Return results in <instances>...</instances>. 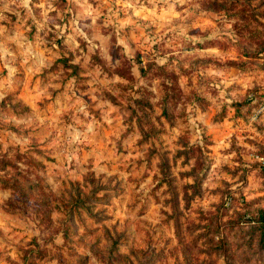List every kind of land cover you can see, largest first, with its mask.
<instances>
[{
    "label": "rangeland",
    "instance_id": "obj_1",
    "mask_svg": "<svg viewBox=\"0 0 264 264\" xmlns=\"http://www.w3.org/2000/svg\"><path fill=\"white\" fill-rule=\"evenodd\" d=\"M262 157L264 0H0V263L264 264Z\"/></svg>",
    "mask_w": 264,
    "mask_h": 264
},
{
    "label": "trees",
    "instance_id": "obj_2",
    "mask_svg": "<svg viewBox=\"0 0 264 264\" xmlns=\"http://www.w3.org/2000/svg\"><path fill=\"white\" fill-rule=\"evenodd\" d=\"M263 212V211H262ZM260 219L263 221L264 223V212L260 214ZM261 246L264 248V242L261 243Z\"/></svg>",
    "mask_w": 264,
    "mask_h": 264
},
{
    "label": "built area",
    "instance_id": "obj_3",
    "mask_svg": "<svg viewBox=\"0 0 264 264\" xmlns=\"http://www.w3.org/2000/svg\"><path fill=\"white\" fill-rule=\"evenodd\" d=\"M261 159H262V162L264 163V159H263V157H262ZM0 264H7V263L2 262V263H0Z\"/></svg>",
    "mask_w": 264,
    "mask_h": 264
}]
</instances>
